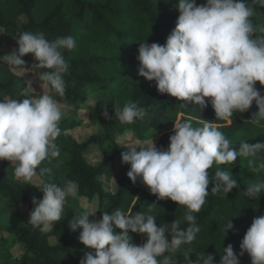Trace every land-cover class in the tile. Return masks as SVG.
<instances>
[{
	"label": "clouds",
	"instance_id": "obj_1",
	"mask_svg": "<svg viewBox=\"0 0 264 264\" xmlns=\"http://www.w3.org/2000/svg\"><path fill=\"white\" fill-rule=\"evenodd\" d=\"M257 2L264 7V0ZM175 7L179 17L166 43L139 44L138 75L155 81L161 94L194 102L200 110L210 103L216 119L227 120L236 112L244 113L255 102L258 112L249 121L259 126L264 121V94L255 85L258 82L264 87V36L254 38L257 28L249 19L253 10L246 0H206L200 5L196 0H178ZM259 31L264 32V28ZM16 44L18 47L2 58L9 65L24 66L22 57L32 54L37 62L32 68L43 70L38 72L41 87L65 98L63 76L70 65L63 53L75 49V38L69 35L49 40L44 32L24 31L16 37ZM32 83L27 81L28 86ZM68 108L66 100L61 103L45 93L23 101L9 97L0 100V161L10 162L18 182L31 185L42 162L60 156L55 141L60 135L63 110ZM114 111L121 124H132L147 115L146 109L133 102L122 109L115 107ZM103 116L111 119L107 110ZM173 132L167 150L157 148L152 138L144 141L146 147L140 149L127 145V151L121 153V162L130 165L127 177L133 185L142 179L158 200L167 199L187 209L186 229L182 230L178 221L157 226L155 216L140 211L126 214L117 209L111 214L103 212L102 218L91 221L89 217L96 212L85 211L69 222L73 232L82 229L80 243L94 250V255L85 253L80 264H175L172 254L182 244L191 243L200 231L193 213L201 210L209 195L208 170L213 164H231L242 156L248 158L254 172L264 170V142H242L237 149L217 126L205 121L202 127H194L190 121L177 122ZM46 171L50 169L41 168L39 174ZM237 187L232 174L217 169L212 194L223 192L226 196ZM40 190L43 198L32 199L34 208L28 224L42 232L53 229V224L61 220L68 197L83 199L78 194V185L71 180L63 186L46 182ZM262 190L264 182H254L242 193L256 198ZM149 205L151 213V206L156 205ZM114 227L120 230L119 234ZM233 227L231 220L227 231ZM130 233L145 236L146 242L135 245ZM245 253L251 264H264V215L253 218L240 242L239 255ZM201 264H215V257L205 254ZM220 264H240L231 244L223 247Z\"/></svg>",
	"mask_w": 264,
	"mask_h": 264
},
{
	"label": "trees",
	"instance_id": "obj_2",
	"mask_svg": "<svg viewBox=\"0 0 264 264\" xmlns=\"http://www.w3.org/2000/svg\"><path fill=\"white\" fill-rule=\"evenodd\" d=\"M205 2L196 0L197 5ZM246 3L253 9L257 0H246ZM177 4L178 0H0V29L10 37L16 39L27 31L33 34L44 32L49 40L69 35L75 38V49L63 53L70 65L68 73L63 76L65 98L48 88L46 94L61 103L66 100L70 105L68 109L86 111L88 121L98 129L97 134L79 143L68 132L80 121L72 117L60 122V135L55 141L60 156L42 162L37 169L38 184L18 182L10 162L0 161V264H80L85 253L94 255L93 249L86 248L79 241L82 229L73 232L69 228V222L76 215L89 212L81 209V200L96 202V213L89 217L90 221L102 218L103 212L111 214L119 209L126 214L139 211L151 214L156 217L157 226L178 221L179 227L186 229L187 209L167 199L158 200L142 179L133 185L127 177L130 165L124 164L126 173L117 181L115 192L104 188L112 177L115 160L121 161V153L127 151L118 144L119 138L130 136L140 142L135 145L140 149L146 147L144 141L161 135L156 146L167 150L169 137L174 134L173 124L180 113L179 122L190 121L194 127H202L204 121L217 125L237 149L242 142H264V121L259 126L249 121L253 113L258 112L255 102L248 111L234 113L229 118L230 124L225 125L223 120L216 119L210 104L200 110L194 102L178 101L161 94L155 81L149 82L138 75L136 56L139 44L166 43L179 17ZM249 19L257 28L254 38L264 36V32L259 31L264 28V22L257 21L253 15ZM17 47L15 43L13 50ZM30 56L22 57L25 63L31 60ZM255 87L264 94V87L258 82ZM25 90L23 80L14 74L8 61L0 63V100L9 97L23 101ZM129 102L146 109L147 115L132 124H121L115 119L114 108L122 109ZM104 110L111 119L104 118ZM92 146L101 149L97 166L85 156ZM243 158L237 157L231 164L216 166L214 163L208 170L209 195L201 210L193 213L200 231L191 243L182 244L172 254V257H181L175 264H201V257L205 254L213 255L215 264H220L223 247L228 244L233 246L240 264H251L247 253L239 255L240 242L253 218L264 215V190L256 198H248L242 192L251 183L264 182V170L254 172L248 158L245 162ZM41 168L50 171L40 175ZM217 169L229 172L237 180L238 187L226 196L223 192L211 193ZM68 180L78 185V194L83 199L68 197L61 220L53 224V229L42 232L32 228L28 224L29 213L34 208L32 199L42 200L40 188L43 183L63 186ZM149 204L156 205L151 206V213ZM22 207L26 208L27 214ZM231 220L234 227L227 231ZM114 232L119 234L120 230L114 227ZM130 236L135 245L146 242V237L139 233H130ZM168 238L170 241L171 237Z\"/></svg>",
	"mask_w": 264,
	"mask_h": 264
},
{
	"label": "rangeland",
	"instance_id": "obj_3",
	"mask_svg": "<svg viewBox=\"0 0 264 264\" xmlns=\"http://www.w3.org/2000/svg\"><path fill=\"white\" fill-rule=\"evenodd\" d=\"M177 10V9H176ZM253 17H255V19L259 22H264V7L260 6L259 3L257 2L256 5L253 7ZM22 20V19H21ZM16 43V39L13 37H10L9 35H7L2 29H0V63H7V59L6 58H2L4 56H6L7 54H9L12 50L13 47ZM32 55V54H30ZM31 60L27 63L24 64V66H13L11 65L12 71L14 72V74L18 77H20L23 82L24 85L26 87V90L23 93V98H29V99H33V98H38L39 96H42L43 93H47V88H42L41 84L42 82L39 80L38 78V71L35 70L34 68H32V66L35 63L34 57L33 55L30 56ZM31 80L32 86H28L27 81ZM210 104V103H209ZM211 105V104H210ZM64 116L62 117L61 122H64L68 119H71L72 117H75L77 119V121H80V124L77 125L75 128H73L71 131H69L68 133L71 134L72 136H74L75 140L79 143H82L84 141H86L91 135H95L98 132V129L91 125L90 122L87 119V113L86 111L80 110H74V109H64ZM182 117V115L179 113L177 114L176 120L174 122L177 123L179 122L180 118ZM223 120V119H221ZM223 122L225 123V125H229L230 124V120H223ZM174 124H173V128H174ZM217 126V125H214ZM218 127V126H217ZM127 135H130V133H127ZM161 135H159L156 139H154V143L156 145L157 141L159 140ZM262 138H264V135L262 136ZM264 141V139H263ZM118 144L120 146H124L126 147L129 144H132L133 146H135L137 144V141L135 139H132L130 136H125V138H119L118 139ZM251 144V143H249ZM88 158V161L93 165V166H97L99 164V160L101 158V149L98 147H90L87 151H86V155ZM244 162H245V158ZM216 166H219L217 164H215ZM126 173V168L125 165L122 164V162L118 159L115 160V166L113 169V174L112 177L110 179L109 182H106L104 184V188L108 189L109 191H114L117 189L116 188V183L117 181L122 178V176ZM115 181H114V180ZM39 180L37 177L33 178V181L31 182L32 184H38ZM88 204H93V207H86V205ZM79 205L81 207L82 210H88L91 213H94L96 210V202H87V201H79ZM26 214H27V210L25 207L21 208ZM5 225V223L3 224V226ZM2 235V232H0V237ZM18 252H20V249H18ZM173 260L176 262L180 261L179 256H173L172 257Z\"/></svg>",
	"mask_w": 264,
	"mask_h": 264
}]
</instances>
